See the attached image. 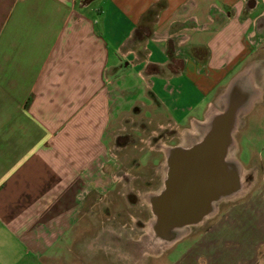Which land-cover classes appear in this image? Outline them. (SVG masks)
<instances>
[{
    "label": "crops",
    "instance_id": "1",
    "mask_svg": "<svg viewBox=\"0 0 264 264\" xmlns=\"http://www.w3.org/2000/svg\"><path fill=\"white\" fill-rule=\"evenodd\" d=\"M232 101L264 144V0H0V264H79L75 228L111 189L113 144L198 141ZM253 176L148 264H264V162Z\"/></svg>",
    "mask_w": 264,
    "mask_h": 264
},
{
    "label": "rangeland",
    "instance_id": "2",
    "mask_svg": "<svg viewBox=\"0 0 264 264\" xmlns=\"http://www.w3.org/2000/svg\"><path fill=\"white\" fill-rule=\"evenodd\" d=\"M136 98L138 107L140 103H147L143 95ZM144 114L148 115L147 112ZM238 118V123L235 122L232 132L227 158L239 165L238 193L241 194L247 189L250 181H253L256 168L260 171L263 169L264 144L249 141L246 136L247 116L238 115ZM142 128L143 131L148 130L145 126ZM154 139L150 146L157 145L154 149L158 148L159 152L131 151L133 146L145 148L146 145L135 143L129 135L122 137L121 140L118 139L120 142H116L117 144H113L115 148L112 147L111 153L115 157L114 161L112 160L114 166L111 189L108 194L106 193L105 198L102 196L98 198L97 195L88 196L89 200L81 207L80 215H84L83 220L79 223V227L75 228L79 233L72 242V251L74 252L73 248L75 251L78 249L79 264H148L156 262L157 256L158 261L163 262L164 259L166 262L165 253L170 248L175 247L174 253L189 247L190 240L213 220L207 217L216 211L219 204L203 222L184 229L174 242H165L155 237L152 230L155 217L151 212L149 199L163 188V180L166 176V158L161 146L171 148L176 145L188 146L194 138L183 131L161 130ZM118 145L124 150L117 151ZM66 245L70 246V244ZM161 253L164 255H160ZM64 257L69 256L64 255Z\"/></svg>",
    "mask_w": 264,
    "mask_h": 264
},
{
    "label": "water",
    "instance_id": "3",
    "mask_svg": "<svg viewBox=\"0 0 264 264\" xmlns=\"http://www.w3.org/2000/svg\"><path fill=\"white\" fill-rule=\"evenodd\" d=\"M246 105L233 101L228 103L223 112L209 120L196 144L168 151L163 189L149 199L155 217L152 230L156 238L174 242L184 229L203 221L212 211L213 201L238 193L240 177L237 165L233 167L227 186L218 182L216 189L215 183L209 184L206 178L217 174L224 176L236 117Z\"/></svg>",
    "mask_w": 264,
    "mask_h": 264
},
{
    "label": "flooded vegetation",
    "instance_id": "4",
    "mask_svg": "<svg viewBox=\"0 0 264 264\" xmlns=\"http://www.w3.org/2000/svg\"><path fill=\"white\" fill-rule=\"evenodd\" d=\"M203 136V135H202ZM202 136L200 137V139L202 138ZM199 139V140H200ZM198 140V141H199ZM197 140L196 141H192V142H190L189 144H188V146H180V145H176L175 147H172V148H170V149H173V148H184V149H186V148H189V147H191L192 145H194V144H196L197 142H198ZM169 149V150H170ZM166 160V159H165ZM226 172H225V174H224V176H219L218 174L216 175V176H211V175H209L207 178H206V180L208 179V181H209V184H212V183H215V185L214 186H216V189L218 188L217 187V185H219L218 184V182H221L220 184H222L223 182H224V185H229L230 184V178L232 177V175H233V172H234V170H233V167H235L236 165L237 166H239L238 164H237V162H235L234 160H232V159H228V158H226ZM230 188V187H229ZM217 191V190H216ZM216 191H214L215 193H216ZM235 195V194H234ZM234 195H231V196H229V197H225V198H222V199H219V200H217V201H213L212 202V211L207 215V216H209L210 214H212V212L214 211V208H215V206L216 205H218V204H221L222 202H224V201H227V200H230V199H232L233 197H234ZM206 216V217H207ZM205 217V218H206Z\"/></svg>",
    "mask_w": 264,
    "mask_h": 264
}]
</instances>
